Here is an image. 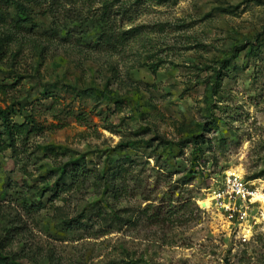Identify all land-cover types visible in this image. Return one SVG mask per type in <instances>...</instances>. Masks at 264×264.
I'll return each instance as SVG.
<instances>
[{"label": "rangeland", "instance_id": "374dc122", "mask_svg": "<svg viewBox=\"0 0 264 264\" xmlns=\"http://www.w3.org/2000/svg\"><path fill=\"white\" fill-rule=\"evenodd\" d=\"M54 1L32 15L44 31L69 10L96 21L109 0ZM135 1L119 3L114 30L133 34L113 49L0 25V113L36 128L0 155V237L17 230L24 264H264V203L242 219L214 195L234 173L264 196V0ZM191 137L203 152L159 145ZM68 163L124 164L123 196L91 178L55 198Z\"/></svg>", "mask_w": 264, "mask_h": 264}, {"label": "trees", "instance_id": "16d2710c", "mask_svg": "<svg viewBox=\"0 0 264 264\" xmlns=\"http://www.w3.org/2000/svg\"><path fill=\"white\" fill-rule=\"evenodd\" d=\"M48 1L50 0H0V25L6 26L9 22L13 23L15 27H19V31L24 30L23 34H32L36 31V34L45 35L50 38H57V36H62V39L67 40L68 38L69 41L77 38L78 42L81 45H89L92 48H118L125 45L131 39V35L133 34L132 30H114V28L116 27V19L119 15H123L122 8L124 5L119 6L121 0L103 1L101 3L100 9L101 14L97 16L96 21H81L83 16L78 13H74V17L70 16V14L72 13L71 10L63 12L62 17L65 20L64 24L59 22L56 27L44 31L39 25L34 22L32 15L34 14V10L36 7ZM142 1L144 0H136L134 3H141ZM157 1L161 4L170 0ZM54 2L52 3L56 4ZM62 2L68 3V0H63ZM57 4H61L59 0H57ZM87 4H89L88 0H82V2H80L77 6L81 7L82 5ZM61 7L62 6L60 5V8ZM15 11L17 12L15 13L16 18L12 16ZM11 38L12 37L10 36H6L4 39L0 40L1 59L2 55L6 53L3 43L5 41L10 42L9 39ZM223 65L224 69L228 68L230 65V61H224ZM216 72L219 71L217 70ZM10 87H13V85H11ZM2 90L4 91V93L8 91L5 87H2ZM51 97H53V95L49 96V98ZM35 131V122L33 120L26 119L24 123L18 124L11 122L9 116L7 115V112L0 113V155L9 150H11L13 154L18 155V145L23 143V141ZM201 140H203L201 139V137H191L186 141L176 144L160 141L161 143L159 145L166 153L173 154L175 146L183 149L186 144H192L194 147V153L198 154L199 152H203V149H201L200 147ZM125 161L126 159L124 160V162ZM70 166L71 165H69L68 163V165H65L63 168H61L62 179L61 182H59L61 186L60 189L53 190L56 196L55 198H58V193L66 191L68 192L73 188V186H75L82 180L83 182H86L91 178H94L96 181L101 182L102 184L104 183L105 191H107L108 194L110 193V195L115 200H119L123 196L122 190L124 186H119L118 181H124L126 184V176L128 170L126 169V167H124V164L122 165L116 163L110 168L104 169L102 171H92L88 169L86 165L80 164H77L73 167ZM68 167H70L71 169H68ZM169 167L166 168V171L171 170ZM196 167L197 165H193L190 168L188 174L182 179L183 184H190V181L197 176ZM57 186L59 185H56V188ZM50 192H52V190H50ZM150 208H154V210L151 211V214L149 215V219L151 221H157L165 214L164 207L162 206L154 207L152 204H149L147 210L149 211ZM71 223V221L65 223L67 226H69V230L73 229ZM13 231L16 232L17 230L3 228V236L0 237V264H24L22 259L23 257L21 255L12 252L11 250L9 251V249L13 246L16 237V234H14ZM109 264L118 263L111 262Z\"/></svg>", "mask_w": 264, "mask_h": 264}, {"label": "built area", "instance_id": "2783aa9c", "mask_svg": "<svg viewBox=\"0 0 264 264\" xmlns=\"http://www.w3.org/2000/svg\"><path fill=\"white\" fill-rule=\"evenodd\" d=\"M215 200L222 203L230 213L240 211L241 218L247 215L256 193L248 181L234 173H228L222 188L214 192ZM240 203V205L237 204ZM240 209V210H239Z\"/></svg>", "mask_w": 264, "mask_h": 264}, {"label": "bare ground", "instance_id": "6f19581e", "mask_svg": "<svg viewBox=\"0 0 264 264\" xmlns=\"http://www.w3.org/2000/svg\"><path fill=\"white\" fill-rule=\"evenodd\" d=\"M239 173H241V172L239 171ZM255 196H256V199H257L258 201L264 203V196L261 195V193H256ZM210 205H211V199L206 200L205 203L203 204V206L206 207V208H209Z\"/></svg>", "mask_w": 264, "mask_h": 264}]
</instances>
